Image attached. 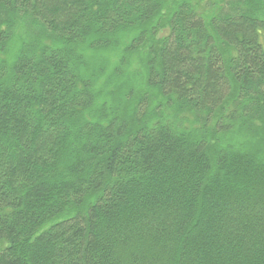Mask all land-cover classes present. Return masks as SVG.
<instances>
[{
  "label": "trees",
  "instance_id": "trees-1",
  "mask_svg": "<svg viewBox=\"0 0 264 264\" xmlns=\"http://www.w3.org/2000/svg\"><path fill=\"white\" fill-rule=\"evenodd\" d=\"M264 0H0V264H264Z\"/></svg>",
  "mask_w": 264,
  "mask_h": 264
},
{
  "label": "rangeland",
  "instance_id": "rangeland-1",
  "mask_svg": "<svg viewBox=\"0 0 264 264\" xmlns=\"http://www.w3.org/2000/svg\"><path fill=\"white\" fill-rule=\"evenodd\" d=\"M261 42H262L263 45H264V34L261 36Z\"/></svg>",
  "mask_w": 264,
  "mask_h": 264
}]
</instances>
